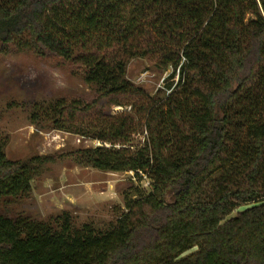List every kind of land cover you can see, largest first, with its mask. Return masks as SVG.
I'll use <instances>...</instances> for the list:
<instances>
[{
	"label": "trees",
	"instance_id": "obj_1",
	"mask_svg": "<svg viewBox=\"0 0 264 264\" xmlns=\"http://www.w3.org/2000/svg\"><path fill=\"white\" fill-rule=\"evenodd\" d=\"M8 48L55 56L98 92L34 102L32 123L109 141L76 162L149 184L130 185L111 223L0 210V264H264V0H0ZM133 58L168 80L179 69L176 88L135 84ZM5 145L0 200L28 198L53 156L14 160Z\"/></svg>",
	"mask_w": 264,
	"mask_h": 264
},
{
	"label": "rangeland",
	"instance_id": "obj_2",
	"mask_svg": "<svg viewBox=\"0 0 264 264\" xmlns=\"http://www.w3.org/2000/svg\"><path fill=\"white\" fill-rule=\"evenodd\" d=\"M170 71H162L148 58H133L127 74L135 84L155 93ZM61 97L91 104L98 92L93 83L86 82L55 56L11 48L0 52V137L6 143V155L14 160L34 153L53 156L32 180L30 196L18 201L0 200V210L10 216L22 212L45 220L68 210L77 226L84 222H114L125 210L126 194L133 192L130 185L139 187L140 182L133 180L132 172L100 170L76 162V149L109 145V141L31 122L34 102L48 103ZM104 104L109 114L130 107ZM131 142L140 146L144 134H133ZM141 185L148 186L147 179Z\"/></svg>",
	"mask_w": 264,
	"mask_h": 264
},
{
	"label": "built area",
	"instance_id": "obj_3",
	"mask_svg": "<svg viewBox=\"0 0 264 264\" xmlns=\"http://www.w3.org/2000/svg\"><path fill=\"white\" fill-rule=\"evenodd\" d=\"M179 69H177V74L175 75V77H173L172 79H170V80H168L167 78H168V76H167V78L165 77V78H163L162 80H161V82L163 83L164 82V84L163 85H160V88L161 89H163L165 92H166V94H169L173 89H175L176 88V84H177V82L179 81ZM168 81H170V82H172V85L169 87V88H167L166 87V82H168ZM121 108V106H118L117 107V109H120ZM128 109H130V107H128ZM144 177H146V176H144ZM146 179V178H145ZM149 184V182H148V180H147V185Z\"/></svg>",
	"mask_w": 264,
	"mask_h": 264
}]
</instances>
